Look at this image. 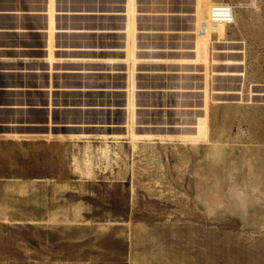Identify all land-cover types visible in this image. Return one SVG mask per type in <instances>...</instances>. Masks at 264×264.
<instances>
[{"label":"rangeland","instance_id":"1","mask_svg":"<svg viewBox=\"0 0 264 264\" xmlns=\"http://www.w3.org/2000/svg\"><path fill=\"white\" fill-rule=\"evenodd\" d=\"M130 229L264 264V0H0V264H131Z\"/></svg>","mask_w":264,"mask_h":264},{"label":"crops","instance_id":"2","mask_svg":"<svg viewBox=\"0 0 264 264\" xmlns=\"http://www.w3.org/2000/svg\"><path fill=\"white\" fill-rule=\"evenodd\" d=\"M135 230L130 229V262L131 264H178L177 261L172 259V246L170 244L171 239L169 236H166L163 249L156 251V247L148 246L150 242L143 245H137L134 240ZM137 254V255H136ZM141 255L142 260L138 262L135 259L136 256ZM156 260L153 261V259Z\"/></svg>","mask_w":264,"mask_h":264},{"label":"built area","instance_id":"3","mask_svg":"<svg viewBox=\"0 0 264 264\" xmlns=\"http://www.w3.org/2000/svg\"><path fill=\"white\" fill-rule=\"evenodd\" d=\"M234 7L229 3H214L210 7L208 23L210 25L224 24L230 25L234 22Z\"/></svg>","mask_w":264,"mask_h":264},{"label":"bare ground","instance_id":"4","mask_svg":"<svg viewBox=\"0 0 264 264\" xmlns=\"http://www.w3.org/2000/svg\"><path fill=\"white\" fill-rule=\"evenodd\" d=\"M209 15H210V12H209ZM208 20H209V17L207 18L206 21H201L199 23V25L195 31L197 38H204V37L208 36L211 33V31H213L214 29L219 27L218 25H224V24L220 23V24L212 26L208 23Z\"/></svg>","mask_w":264,"mask_h":264}]
</instances>
